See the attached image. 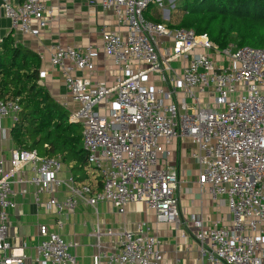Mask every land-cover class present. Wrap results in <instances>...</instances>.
<instances>
[{"label":"built area","instance_id":"built-area-1","mask_svg":"<svg viewBox=\"0 0 264 264\" xmlns=\"http://www.w3.org/2000/svg\"><path fill=\"white\" fill-rule=\"evenodd\" d=\"M90 2L112 9L117 18L120 29L101 30L103 54L117 67L114 79L91 81L94 44H56L50 63L77 103L69 120L81 124L83 146L104 179L103 188L93 194L75 185L72 175L60 177L59 156L17 146L8 160L0 154V264H77L72 244L47 224L38 225L32 257L26 241L10 239V211L21 183L34 187L36 202L51 194L47 206L58 214V227L61 215L80 202L96 208L108 201L119 213L130 203H143L157 222L179 228L176 156L188 149L185 140L198 163L201 193L225 196L230 212L229 224L215 220L210 225L202 213L191 214L205 264H264V48L230 44L219 49L206 33L145 18L147 7L164 0ZM1 12L14 32L37 37L55 15L44 0H0ZM39 76L41 82L45 71ZM19 110L17 101L0 100V129L5 130L3 118L14 124ZM27 167L29 177L23 172ZM62 186L68 194L59 199ZM104 233L116 236L110 251L103 248ZM95 235L93 264H170L147 221L132 229H98Z\"/></svg>","mask_w":264,"mask_h":264},{"label":"crops","instance_id":"crops-1","mask_svg":"<svg viewBox=\"0 0 264 264\" xmlns=\"http://www.w3.org/2000/svg\"><path fill=\"white\" fill-rule=\"evenodd\" d=\"M44 1L47 6L55 9V15L40 36L14 32L11 20L1 12L0 40L10 34L17 43L31 48L41 56L40 70L45 71L41 84L70 111L77 107V103L69 96L60 71L50 63L52 47L56 44H70L85 48L87 45L94 44L95 69L91 72L90 79L92 82L112 81L117 67L103 54L101 30L120 28L112 9H105L99 4L91 3L90 0ZM150 14L158 16L153 12ZM161 17L166 20L169 15H161ZM163 46H167L166 42ZM77 74L83 73L78 71ZM12 126L13 122L9 117L3 118L2 127L5 130L0 129V154L7 160L11 156L12 149L16 147L11 138ZM185 147L188 149L179 151L176 156L181 173L178 195L183 220L179 228L168 223L157 222L154 212L143 203H130L126 206L125 212L119 213L108 201H100L96 208L80 202L73 212L61 215L63 225L58 227L55 223L58 214L48 209L47 206L51 194L43 193L39 202H36L33 194L34 187L29 183H21L17 184L16 207L10 211V239L15 244L26 241V253L32 257L36 253L35 247L40 238L38 225L47 224L51 230L58 232L72 244L70 250L75 255L77 264H93V255L97 251L95 234L98 229L101 232L111 228L113 230L132 229L137 222L147 221L152 231L161 240L160 248L167 263L205 264L206 260L202 258L200 244L192 234L194 227L190 221L191 214L202 213L207 217L210 225L215 220L229 224L230 212L225 196L213 199L208 191L201 193L196 176L198 163L189 154V148L192 147L190 140H185ZM28 170L27 167L23 172L26 171V175L30 176L31 172ZM68 175H70L68 170L63 167L59 176L66 178ZM58 190L60 192L56 195L59 199H63L68 194L64 186ZM101 240L103 248L107 251H110L116 244V236L105 233L101 235Z\"/></svg>","mask_w":264,"mask_h":264},{"label":"trees","instance_id":"trees-1","mask_svg":"<svg viewBox=\"0 0 264 264\" xmlns=\"http://www.w3.org/2000/svg\"><path fill=\"white\" fill-rule=\"evenodd\" d=\"M178 8L183 15L169 26L206 33L219 49L230 44L264 48V0H181ZM150 9L144 10L145 18L162 21ZM40 68L36 51L10 34L0 40V100H15L20 106L11 138L17 147L59 156L75 185L100 192L104 179L88 159L82 126L69 120V110L41 84Z\"/></svg>","mask_w":264,"mask_h":264},{"label":"rangeland","instance_id":"rangeland-1","mask_svg":"<svg viewBox=\"0 0 264 264\" xmlns=\"http://www.w3.org/2000/svg\"><path fill=\"white\" fill-rule=\"evenodd\" d=\"M181 3V0H164L162 5H153L151 6L150 12L158 14V16L163 20V22H166L167 24H176L180 21L183 11L178 8V5ZM169 15L168 19H164L161 17ZM237 45L234 44L232 48L236 47ZM174 66H176L178 63L174 62L172 63ZM190 102V100H188ZM86 214V213H85ZM87 216H91L90 214H86ZM94 217V215H93ZM175 228V227H173Z\"/></svg>","mask_w":264,"mask_h":264}]
</instances>
